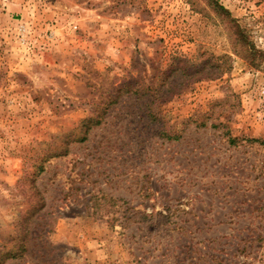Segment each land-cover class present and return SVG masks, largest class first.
Returning a JSON list of instances; mask_svg holds the SVG:
<instances>
[{"label": "rangeland", "instance_id": "obj_1", "mask_svg": "<svg viewBox=\"0 0 264 264\" xmlns=\"http://www.w3.org/2000/svg\"><path fill=\"white\" fill-rule=\"evenodd\" d=\"M109 101L1 264H264V0H0V251Z\"/></svg>", "mask_w": 264, "mask_h": 264}, {"label": "trees", "instance_id": "obj_2", "mask_svg": "<svg viewBox=\"0 0 264 264\" xmlns=\"http://www.w3.org/2000/svg\"><path fill=\"white\" fill-rule=\"evenodd\" d=\"M218 7L219 9H222V10L224 9L220 5H218ZM216 59H218V57H216ZM181 61H182L181 71L185 73V76H188V78L191 81H195L200 78V76L197 75V73L199 72V69H198V67L200 66L199 63L190 62L185 58H182ZM221 71L222 70H216V73L219 74L221 73ZM109 104H111V101H109V103H107L106 105L103 104L104 107L95 108L94 110L95 111L97 110V111L93 113V115H89V116L87 115L83 117L82 119H80V121L78 122L77 126L73 129V131H70L69 134L66 132L65 135L61 137V139L60 138L58 139L60 140V143L54 146L52 152L46 153L43 156H41L39 160L40 162L36 166L37 169L35 168L36 170H30L28 166L24 167L23 175L21 178H23L22 180L27 179L30 181V184H32V190L30 193L36 199L32 198V195L30 196L31 197L30 199H29V196H27L25 208L23 209L24 215L20 219L21 221L19 222L20 234L17 240L19 241V243L18 244L15 243L16 248L14 250L5 249V250L0 251V264L2 263L4 259L17 257L26 250L25 242H27V239L29 236V223L31 220V216H33V214L38 213L44 207V198L41 192L37 189L36 185L33 184L35 182V178H36L35 176H37L43 170V167H44L43 162L47 160L49 157H59V156L65 155L68 152L69 144L85 140L87 131L92 126L100 124L101 115L104 114L105 109L109 106ZM94 110L92 111L94 112ZM186 120L187 121L190 120L197 125L205 124L203 120L200 122H197V120L192 116L187 118ZM170 133H173V132H170ZM165 135L167 137H176L175 134H165ZM255 139L256 138H252L251 140H255ZM228 141L232 142L233 138H229L228 136ZM259 141L261 143H264V140H259ZM33 174H34V177L29 179V177ZM92 206L95 207V209L97 208V204L95 201L93 202Z\"/></svg>", "mask_w": 264, "mask_h": 264}]
</instances>
